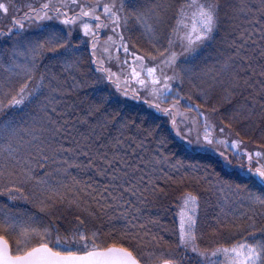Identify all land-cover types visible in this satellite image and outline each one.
<instances>
[{"label": "snow or ice", "instance_id": "snow-or-ice-1", "mask_svg": "<svg viewBox=\"0 0 264 264\" xmlns=\"http://www.w3.org/2000/svg\"><path fill=\"white\" fill-rule=\"evenodd\" d=\"M0 13V264H264V0H9ZM225 22L229 55L197 72ZM89 74L242 182L170 162L159 125L103 97L64 119ZM173 199L172 228L142 214Z\"/></svg>", "mask_w": 264, "mask_h": 264}, {"label": "trees", "instance_id": "trees-1", "mask_svg": "<svg viewBox=\"0 0 264 264\" xmlns=\"http://www.w3.org/2000/svg\"><path fill=\"white\" fill-rule=\"evenodd\" d=\"M0 2H9V0H0ZM15 3H23L26 0H14ZM183 2V0H180ZM233 2V0H222V3L228 4ZM7 22V17H5L2 13H0V26H3L4 23ZM235 39V35L233 34V30L229 23L225 22L221 29L219 30L218 34L216 35L215 40L212 44L203 51L201 60L196 67V71L200 72L203 69L215 67L217 70L219 69V65L223 62V60L229 55V42ZM179 51V49H177ZM87 53H84L85 59L87 58ZM79 79V77H78ZM96 77L93 74H89L87 76V85L77 91L76 93L72 94L71 96L67 97L66 99L75 107L69 109L71 113L69 116L64 117V119H70L73 123L76 122L77 116H84L86 114L85 110L88 108L90 104L93 103H101V97L108 101L105 104V107L108 111L113 110H123L125 112L131 113L133 117H139L140 119L137 120V123L141 122V119L144 121L142 127L143 128H152L156 125H159V128L156 129L159 136H163L167 138V142L164 145L163 152L168 155L171 160L170 162L174 163L176 160L183 161L185 165L187 164H199L202 166H206L211 170H214L216 173H219L221 177L225 179H233L236 180L237 183H241L240 179H237L236 174L231 176L227 175V173L231 172L230 170L222 167V162L217 157L208 154L207 152L198 151L197 148H188L183 143H181L177 137L175 136L174 132L171 130L170 123L168 122V118L162 116L159 113H156L154 110L149 109L146 104L135 101L129 98H125L122 95L115 93L114 89H112L111 85H104L101 83L96 82ZM102 90V91H101ZM243 102V97L237 95L233 101L232 105L239 104ZM231 107V105H228ZM60 109H58L59 111ZM89 123H95V120L89 121ZM71 127V125H70ZM89 131L87 125L76 124V131L73 132V135H76L77 132L85 133ZM99 134V133H98ZM103 135L107 139H111L112 136L119 135L117 129L115 128H108L105 129ZM132 135V133H125V136ZM247 139V137H245ZM67 146V145H66ZM155 147V144L149 145V151ZM251 148V145L249 146ZM50 166L47 169L45 168H37V172L43 174L45 170H51ZM166 167V166H165ZM182 172H189L190 169L184 168L181 170ZM76 171L72 170V175H76ZM88 175H93L94 173H89ZM177 176L180 173H176ZM78 178L81 179H88V176H79ZM100 180V183H106L101 178H96ZM251 188V185H250ZM180 186H175L173 190V196H179L180 194ZM184 190H191L190 188H185ZM255 191V188H252ZM174 199L173 200H165V201H155L151 203H147L142 206V214L146 217H153V218H160L163 224H166L169 228L173 227V213L176 211L174 207ZM22 207H26L31 212H35L37 214L38 219L42 220L44 223H47L48 217L43 216L39 213L38 209L31 208L27 205H21ZM111 214V213H110ZM106 222V219H105ZM113 226L116 228L123 227V221H114ZM63 231V225H62ZM107 231V228L104 229ZM165 239H171L170 235H166Z\"/></svg>", "mask_w": 264, "mask_h": 264}, {"label": "rangeland", "instance_id": "rangeland-1", "mask_svg": "<svg viewBox=\"0 0 264 264\" xmlns=\"http://www.w3.org/2000/svg\"><path fill=\"white\" fill-rule=\"evenodd\" d=\"M113 71H117V68L115 67V66H113ZM129 99H131V98H129ZM160 114V113H159ZM178 119V122H179V117L177 118ZM174 132V131H173ZM175 134V133H174ZM177 139L181 142V143H183L185 146H187L188 148H191V149H195V148H197V146H195V145H187V144H185V142L183 141V140H181L179 137H177ZM197 150H198V148H197ZM198 151H200V150H198ZM208 154H211V155H213V156H215V157H217L218 159H220L221 160V158L215 153V152H211V151H209V152H207ZM221 162H222V160H221ZM228 170H230V171H232L231 169H228Z\"/></svg>", "mask_w": 264, "mask_h": 264}]
</instances>
